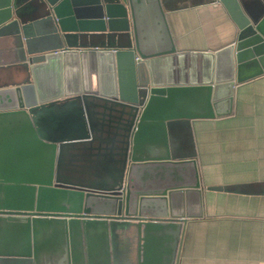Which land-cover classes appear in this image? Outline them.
Here are the masks:
<instances>
[{
  "label": "water",
  "instance_id": "1",
  "mask_svg": "<svg viewBox=\"0 0 264 264\" xmlns=\"http://www.w3.org/2000/svg\"><path fill=\"white\" fill-rule=\"evenodd\" d=\"M219 1L236 37L215 51L194 52L176 47L166 15L170 0H0V39L30 76L14 88L17 104L36 112L62 96L77 101L64 108L74 120L47 138L55 165L41 184L62 191L59 206L39 204L30 192L9 203L0 191V264L34 260L39 238L53 227L67 233L69 226L158 218L131 185L144 172L146 186L152 168L172 157L171 101L202 94L217 113L218 102H231L236 83L264 73V0L252 11L241 0ZM70 79L74 93L66 91ZM48 88L52 95H44ZM8 185L0 179L1 188ZM222 188L264 193V186ZM133 195L141 198L136 204Z\"/></svg>",
  "mask_w": 264,
  "mask_h": 264
},
{
  "label": "crops",
  "instance_id": "2",
  "mask_svg": "<svg viewBox=\"0 0 264 264\" xmlns=\"http://www.w3.org/2000/svg\"><path fill=\"white\" fill-rule=\"evenodd\" d=\"M241 2L252 11L259 1ZM170 4L166 15L178 50L215 51L235 39L237 28L219 0ZM15 58L0 39V179L9 183L0 191L9 203L30 192L39 204L57 207L62 191L41 184L55 165L47 141L74 120L64 108L76 100L62 96L47 111L19 106L14 88L30 76L12 63ZM74 90L70 79L66 91ZM44 95H52L50 89ZM216 109L193 93L169 104L167 112L176 116L167 121L172 157L152 168L146 186L144 172L131 185L158 218L112 228L69 226L67 233L53 227L27 264H264V193L222 188L264 186V73L236 83L231 102L220 101ZM138 200L133 195L132 202Z\"/></svg>",
  "mask_w": 264,
  "mask_h": 264
}]
</instances>
